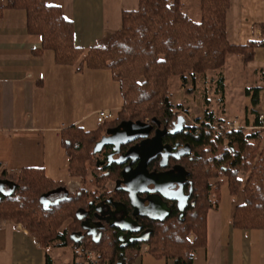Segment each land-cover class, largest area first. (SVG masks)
<instances>
[{
  "label": "trees",
  "instance_id": "obj_1",
  "mask_svg": "<svg viewBox=\"0 0 264 264\" xmlns=\"http://www.w3.org/2000/svg\"><path fill=\"white\" fill-rule=\"evenodd\" d=\"M7 6L26 11L28 32L39 36L41 50H52L58 63L72 65L77 71L109 69L119 84L123 106L95 130L76 125L62 130L70 175L81 182L77 191L70 192L65 182L52 179L42 168H25L14 174L0 170V179H9L14 185L10 193L0 196L1 219L21 223L44 247L72 246L75 258L82 259L72 264H130L145 244L157 257L192 264L195 251L207 241V213L219 205L220 187L227 183L231 194H245L243 204L235 209L234 224L264 229V129L252 128L261 125V113L253 125L225 128V120L206 107L205 115L196 119L197 126L174 137L191 149L189 156L175 160L187 170L189 179L185 191L190 197L183 217L175 206L166 220L151 222L153 232L146 242L125 247L114 227L106 225L96 237L83 231L82 218L94 216L98 205L109 198L124 203L130 211L133 208L126 191L108 187L121 179L123 166H103L98 163L99 153L94 152L106 130L122 121L153 118L174 127L181 113L171 98V77L179 76L187 84L190 78L196 80L210 70L222 69L231 54L250 62L256 48L262 46L263 42L253 40L242 45L228 40L230 0H200L199 20L184 11L181 0H140L138 9L123 12L122 26L105 46L90 48L76 46L73 22L60 7L46 0H8ZM2 11L0 8V16ZM219 84L223 91V76ZM54 193L62 198L59 203L48 206L41 201L42 196L46 200ZM90 251L92 260L87 259Z\"/></svg>",
  "mask_w": 264,
  "mask_h": 264
},
{
  "label": "crops",
  "instance_id": "obj_2",
  "mask_svg": "<svg viewBox=\"0 0 264 264\" xmlns=\"http://www.w3.org/2000/svg\"><path fill=\"white\" fill-rule=\"evenodd\" d=\"M139 1L46 3L60 7L73 22L76 46L90 48L105 46L122 26L123 12L138 9ZM181 2L184 11L199 20L200 0ZM7 3L8 0H0V170L14 174L25 168H42L49 177L65 182L68 190L75 192L81 182L70 175L61 132L72 125L95 130L90 129L89 122L97 117L98 110L118 112L123 106L119 84L109 69L77 71L72 65L58 63L52 50H41L39 36L28 32L26 11ZM227 35L237 45L252 40L263 42L250 62L244 63L241 57L240 60L245 70L251 69L260 79H255L261 82L256 88H264V0H230ZM93 97H100L103 102L97 105ZM258 101L257 97L255 103ZM254 122L246 119V124ZM110 183L108 187L113 189L115 183ZM13 187L11 180L0 179V196L10 193ZM58 198L54 193L46 200L54 202ZM244 200L243 191L233 195L230 190L229 194L220 190L219 205L207 213L206 244L197 248L192 264H264V229H245L234 224L235 209ZM145 247L146 244L130 264H176L174 258L157 257ZM63 249L56 245L44 247L21 223L0 218V264H48V258L51 264L81 263L73 249L68 262ZM91 253L88 260H92Z\"/></svg>",
  "mask_w": 264,
  "mask_h": 264
},
{
  "label": "water",
  "instance_id": "obj_3",
  "mask_svg": "<svg viewBox=\"0 0 264 264\" xmlns=\"http://www.w3.org/2000/svg\"><path fill=\"white\" fill-rule=\"evenodd\" d=\"M184 117L180 116L178 121L172 129V133H179L183 131L182 122ZM153 121H157L153 119ZM152 126L142 121H123L116 128L108 129L107 133L103 135L100 140L95 144L94 152L99 153L102 149L110 145L113 147V152L108 155V159L116 164L125 165L129 160L130 163L125 165L122 171V179L116 182L117 190H124L128 193L129 201L131 206L134 208V213L142 214L141 211L146 210H161L162 206H167L168 201L176 202L177 207L180 211V218L183 217L186 206L189 202L190 193L185 192L184 181L180 179L181 173L175 169L163 171V172H150L147 165L150 161L156 158L163 152V136L168 132V129L158 128L155 135L149 140H144V137L151 131ZM145 130V134H144ZM143 138V140L134 146L130 147L126 153L120 154L117 159H114L115 154H119L121 146L125 145L135 139ZM185 151H181L180 155H184L190 152L189 145L184 148ZM137 161V165L132 167V163ZM186 178V174H183ZM148 193L144 198L142 194ZM61 199L55 202H48L44 200L42 196L41 201L52 206L53 204L59 203ZM116 207L126 205L122 202L114 201L113 198L107 200ZM127 214V212H126ZM130 218V216H128ZM164 220L165 218H160ZM125 230V229H123ZM150 232L144 239H138L141 242H146L149 239Z\"/></svg>",
  "mask_w": 264,
  "mask_h": 264
},
{
  "label": "rangeland",
  "instance_id": "obj_4",
  "mask_svg": "<svg viewBox=\"0 0 264 264\" xmlns=\"http://www.w3.org/2000/svg\"><path fill=\"white\" fill-rule=\"evenodd\" d=\"M240 57L238 54L229 55L226 65L222 69L210 70L196 80L190 78L187 84H183L179 76L171 77L172 101L175 106L180 107L181 116L185 118V123L188 126L195 125L196 119L205 115L206 107L212 110L217 118L223 120L236 118L242 126L246 125V119L252 124L258 113H264V88H256L260 87L261 82H257L255 79H260L252 74L251 69H244ZM247 72L251 73L252 76H249ZM222 76L224 77L225 93L219 88V80ZM247 87L250 89L248 90ZM257 97L259 101L255 103ZM95 99L96 97H93L92 101L97 105L103 102L100 97ZM206 100H209V103H206ZM113 112L117 115L116 110ZM89 123L92 127L90 129H96L99 125L96 116ZM241 177L245 178L246 173H242ZM109 187L112 188L113 184L110 183ZM220 190L221 193L229 194L227 183H223ZM192 238L191 235L190 239ZM63 250L66 252L65 257L68 262H71L72 246L64 247Z\"/></svg>",
  "mask_w": 264,
  "mask_h": 264
},
{
  "label": "flooded vegetation",
  "instance_id": "obj_5",
  "mask_svg": "<svg viewBox=\"0 0 264 264\" xmlns=\"http://www.w3.org/2000/svg\"><path fill=\"white\" fill-rule=\"evenodd\" d=\"M153 119H156V118H153ZM153 119L151 120L147 119V120L142 121L152 126L151 131L148 133L147 136L144 137V140H149L150 138H152L155 135V132L158 128L162 130L166 128L168 129V132L163 136V152L164 153L159 154L156 158L150 161L149 164L147 165V168L150 172H153V171L163 172V171L175 169L176 171L181 173L180 179L184 181L185 188H186L187 184L189 183L187 170L183 167L182 164H180L179 162L177 163L175 160L180 161V159H182L183 157L189 156L191 153V149L189 153L181 156L180 155L181 151H185V149L183 150H180V149L184 148L188 144H181V141L177 140L174 137L181 133H189L191 131L190 129L191 126H188L185 123V119H184V121L182 122L183 131L179 133H172L171 131L172 129H174L175 126L172 128H168L167 126L163 125L161 121L157 119H156L157 121H153ZM119 124H117L116 126H112V128H109V129L116 128ZM107 130H106V133H107ZM145 133L146 132L144 130V134ZM166 137H168L167 140H166ZM142 140L143 138H138L125 145H122L120 153L115 154L113 158L117 159L120 156V154L126 153V151L130 147L141 142ZM107 146H110V145H107ZM107 146H105L102 149V151L99 152L98 163H100L103 166H110V165L116 164L115 162L110 163L111 159H108V155L113 152V147H111V149L108 151L106 150ZM123 146L125 147L124 150H123ZM130 161L131 160H129L125 165L129 164ZM125 165L124 164L122 165L123 169ZM136 165H137V161L132 163V167H135ZM183 174L187 175L186 178H184ZM115 187H117L116 183H115ZM147 195L148 193H144L142 194V197L145 198ZM107 200L98 205L97 211L94 214V216L92 217L87 216L86 218L85 217L82 218L83 231L88 236L96 237L98 233L102 231V229L105 228L106 225L110 227H114L117 231L118 240L120 241L121 246L123 247L127 246L130 243L141 242L138 239L146 238L149 232L151 236L153 232V229L150 226L152 225L151 222L166 220L173 213L175 206L177 207L176 202L168 201V205L162 206L161 210L149 211V210L144 209L143 211H141L142 214H139V213H134V208H132V210L130 211L127 209V207H123L122 205H120L118 207V211L114 213V211H116L115 210L116 207H114L111 203H108ZM128 216H130V218ZM179 216H180V211H179ZM160 218H165V219L161 220Z\"/></svg>",
  "mask_w": 264,
  "mask_h": 264
},
{
  "label": "built area",
  "instance_id": "obj_6",
  "mask_svg": "<svg viewBox=\"0 0 264 264\" xmlns=\"http://www.w3.org/2000/svg\"><path fill=\"white\" fill-rule=\"evenodd\" d=\"M116 116V114L113 112L111 109H100L97 111V121L98 123H102L108 120L113 119ZM259 119L261 122V125H255L252 126V128L257 129V128H263L264 129V113H261L259 115ZM197 126V124L195 123ZM241 123L235 118V119H228L225 120L223 127L225 128H239L241 127ZM147 249V247H145ZM92 255L91 252H88V257L90 258Z\"/></svg>",
  "mask_w": 264,
  "mask_h": 264
}]
</instances>
